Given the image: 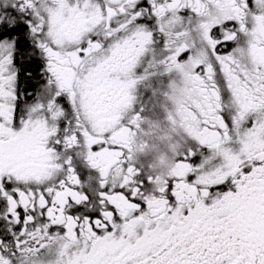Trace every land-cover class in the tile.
I'll use <instances>...</instances> for the list:
<instances>
[{"label":"snow or ice","instance_id":"6c2138e0","mask_svg":"<svg viewBox=\"0 0 264 264\" xmlns=\"http://www.w3.org/2000/svg\"><path fill=\"white\" fill-rule=\"evenodd\" d=\"M0 264H264V0H0Z\"/></svg>","mask_w":264,"mask_h":264}]
</instances>
